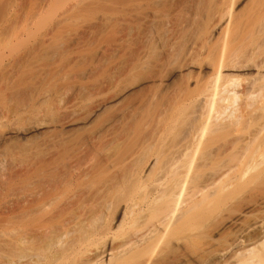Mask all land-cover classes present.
I'll list each match as a JSON object with an SVG mask.
<instances>
[{"label":"bare ground","instance_id":"1","mask_svg":"<svg viewBox=\"0 0 264 264\" xmlns=\"http://www.w3.org/2000/svg\"><path fill=\"white\" fill-rule=\"evenodd\" d=\"M167 1L63 0L59 3L61 5L49 1L45 7L27 12L24 27L12 29L10 39L15 40V44L0 43V68L5 58L10 64L9 60L13 59L27 68L28 73L31 68L26 62L37 57L35 62L41 60L39 53L45 55L47 50L41 51L42 42L36 33L43 24L49 22L51 18L48 16L53 11L52 17L60 10V15L67 17L72 12L84 10L82 6L85 4L95 7L94 4L112 2L117 9L102 14L104 23L110 22L115 16L135 21L142 18L145 21L164 18L161 6ZM229 13L228 10L225 15L216 16L219 24L214 23L215 26L222 23L229 25ZM101 34L102 25L98 27V36ZM32 38L34 42H30ZM21 48L23 51L18 53ZM143 51L129 72L138 70L146 61L150 50ZM22 53H27V56ZM218 63L221 65L222 62ZM213 68L217 71L216 77L213 75L215 80L211 78L214 82L208 80L212 85L208 87L206 83L207 87H203L207 88L206 91H194L196 97L193 91H181L180 97H171L173 100H170V93L169 99L164 96L168 92L158 95L153 91H90L88 94L83 91L84 96L87 95L76 94L78 97L75 102H70L67 111L68 105L66 109L62 103L60 106L63 94L58 91L61 95L58 97L61 99H58L59 104L42 110V114L45 111L51 120L47 121L38 111L41 118L47 121L41 124L39 120L42 127L48 130L42 140L17 147L0 144V206L6 208L0 214V264H159L160 261L169 264V258L176 259V248L163 253L161 249L158 250V244L161 245L168 237L165 231L169 232L175 223L178 224L180 219L177 220V216L183 209L187 214L189 206H192L189 208L191 212L193 206L199 204L197 196L204 199L203 195L211 191V181H203L211 175V169L206 167L210 164L206 157L211 144L207 146L204 139L212 126L211 114L214 113H211V104L214 105L222 97L219 98V94L229 87L227 80L225 82L228 77L220 72L222 67L221 70ZM220 73L225 76V79L221 77L224 82H220ZM5 84V88L0 89V99L11 92L9 81ZM216 94L217 99L214 98ZM194 100L200 105L209 103V107L205 108L195 102L203 111H207L206 114L202 115L203 111L199 114V107L196 112ZM109 102H116L112 104V112L107 111L111 108ZM119 102V106H116ZM107 103L110 105L108 108ZM93 105L95 107L92 108ZM61 110L69 112L68 118H63ZM189 110L197 118L203 116L204 123H200V117L199 120L192 118L194 116ZM32 113H37L36 109ZM187 116L191 117L188 126L184 119ZM188 117L186 119L189 120ZM192 119L198 120L195 124L200 125L195 128H200L196 132L190 129L192 125L189 127L195 122ZM180 121L186 124V131L189 127L193 132L189 130V138L185 140L184 137L180 140L178 137L186 131L178 133L180 136L176 134L183 126ZM20 128L10 127V132H20ZM8 130L3 129L4 133L0 135L4 137ZM203 167L208 171H204ZM199 169L204 171V176L207 172L209 175L202 179L203 173ZM199 173L201 178L197 177ZM226 175L221 176L223 178ZM195 201L198 203L195 204ZM255 229L242 235L244 239L232 240L216 259L211 257V264H264V226Z\"/></svg>","mask_w":264,"mask_h":264},{"label":"rangeland","instance_id":"2","mask_svg":"<svg viewBox=\"0 0 264 264\" xmlns=\"http://www.w3.org/2000/svg\"><path fill=\"white\" fill-rule=\"evenodd\" d=\"M49 1H55L56 5H61L59 3L63 2V0H0V43L15 44V40L10 39L12 29L20 30L24 27L27 12L45 7ZM167 2L161 6V10L165 13H162L164 18H160L161 20L144 21L141 18V21H135V19L115 16L110 22L104 23L102 14L117 9L112 2V6L110 2L106 5L94 4L95 7H88L91 5L85 4L82 6L84 10L78 9L79 12H72L73 15L70 13L67 17L60 15L61 10L52 17L53 11L48 16L51 18L49 22L43 24L36 33V37L40 36L39 41L42 42L41 51L47 50L45 55L39 53L41 60L35 62L37 57L32 59L35 63L31 60V62L27 61L31 68L28 73L27 68H23L20 62L17 63L13 59L9 60L11 64L6 58L2 62L4 65L0 68V89L5 88V83L9 81L11 92L0 99V134L4 133L3 129L5 131L9 128V134L6 131L4 137L0 135V144L17 147L20 144H32L42 140L48 130L41 124L51 120L47 118L50 117L48 113L43 111L42 114V110L44 108L47 110L48 106L51 109L53 104H59L60 93L63 94L60 106L63 104V108L66 109L65 106L68 105L67 111L72 100L75 102V98L79 95L84 96L83 91L86 93L153 91L158 95L168 92V95L164 96L168 98L170 93V100H173L176 96L182 95L181 91H193V95L194 91L201 93L206 83L209 87V84L212 85L214 82L212 79L216 77L217 71L213 67L219 70L222 67L220 72L228 79L220 73V82L223 79L221 77H224L225 82L227 80V87L230 88L228 87L227 91L218 90L223 92L221 95L217 91L219 98L222 96L221 101L216 98L218 97L216 94L214 98L217 101L214 103L220 104L217 107L211 104L213 106L211 113H214L211 114L212 126H209L211 129L204 139L207 146L211 144L208 146L209 149L206 148L208 151L205 150L206 160L210 163H207L206 167H210L207 169H211V172L209 170L211 177L207 176L209 175L207 172L205 173L207 180L204 179L206 176L203 172L208 171L204 170L206 167H203L204 171L199 169L203 177L200 173L197 176L202 177L203 181H211V191L206 192L210 194L208 196L206 193L200 194L208 197L204 199L197 196V199L201 201V197L203 201L195 205L197 208L193 206L195 212L193 210V213L189 212L192 206L186 209L188 215L183 209L177 216L180 223H175L176 225L173 226L174 222L171 221V227L174 228H168L170 231H165L168 237L163 240L166 236L164 235L161 245L158 244V250L161 249L163 253L169 252L173 247L176 248V252L178 251L176 259L169 258V264H211V257L216 259L232 240L244 239L246 232L255 228L259 230L264 226V86H262L264 85V0H169ZM226 10L230 12V23L229 25L222 23L219 25L221 28L219 26L218 28L215 26L219 24L217 17L225 15ZM100 25H102V34L98 36ZM34 38L30 42H34ZM36 47H39V44H36ZM143 50H150L148 58L138 70L129 72ZM22 51L23 48L19 49L18 53ZM22 54L27 56V53ZM6 62L10 65H5ZM218 62H222V66ZM156 77L159 81L155 80ZM206 90L207 88L204 89ZM173 91L177 92L172 94ZM196 101L194 100V104ZM109 103L112 109L107 111L112 112L114 108L112 106L116 102ZM109 103L107 108L110 107ZM119 104L120 102L116 106ZM206 104L199 105L209 107V103ZM199 105L195 104L197 111H194L198 112ZM33 108L37 112L34 115ZM63 108L61 109L64 110ZM191 109L193 110V107ZM62 110L63 118H68L69 112L66 114ZM192 110H189L190 114ZM203 110L200 108L198 113L201 114ZM38 111L48 120L41 118ZM206 113L207 111H203L202 115ZM193 116L192 118H197ZM202 117H200L201 121ZM186 118H184L187 120L185 125L188 126L191 117H188L189 120ZM194 119H192L195 121L194 123L192 121L193 124L198 122ZM201 121L200 123L203 124L204 121ZM180 122L183 126H180L181 129L177 127L180 129L179 132L176 130L177 135L186 131V126L182 121ZM31 124L36 127H31ZM193 124H189V127L192 125L190 127L192 131L194 129L196 132L195 130L200 129H195L200 125ZM12 125L17 129L23 127L24 131L20 128V132L17 130L18 133L16 131L12 133L10 132ZM76 125L77 123L74 124ZM189 127L186 136L185 134L180 138L177 136L179 140L182 137L183 140L189 138L187 136L190 135ZM208 140L211 143H208ZM218 173H221L220 176L227 175L219 178ZM185 206L183 208H186ZM5 211L6 208L1 205L0 214ZM180 216L181 218H178ZM161 262L159 264H162Z\"/></svg>","mask_w":264,"mask_h":264}]
</instances>
